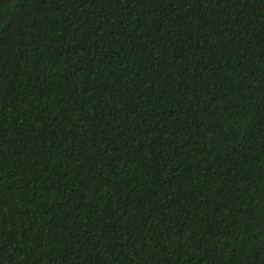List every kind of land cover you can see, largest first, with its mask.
<instances>
[{
	"label": "trees",
	"instance_id": "1",
	"mask_svg": "<svg viewBox=\"0 0 264 264\" xmlns=\"http://www.w3.org/2000/svg\"><path fill=\"white\" fill-rule=\"evenodd\" d=\"M0 264H264V0H0Z\"/></svg>",
	"mask_w": 264,
	"mask_h": 264
},
{
	"label": "snow or ice",
	"instance_id": "2",
	"mask_svg": "<svg viewBox=\"0 0 264 264\" xmlns=\"http://www.w3.org/2000/svg\"><path fill=\"white\" fill-rule=\"evenodd\" d=\"M0 43H3V35L0 34Z\"/></svg>",
	"mask_w": 264,
	"mask_h": 264
}]
</instances>
